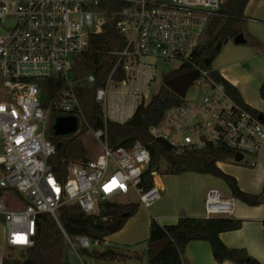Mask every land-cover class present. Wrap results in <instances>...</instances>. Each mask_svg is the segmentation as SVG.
Returning <instances> with one entry per match:
<instances>
[{
    "label": "built area",
    "instance_id": "2783aa9c",
    "mask_svg": "<svg viewBox=\"0 0 264 264\" xmlns=\"http://www.w3.org/2000/svg\"><path fill=\"white\" fill-rule=\"evenodd\" d=\"M227 1L0 0V189L25 200L23 209L14 210L0 196L8 247H32L38 216L50 214L58 221V211L65 205L76 204L84 214L100 216L103 206L118 204V198L131 192L146 208L161 198L162 189L154 182L148 189L143 187L144 173L151 164L146 146L137 142L131 149L110 148L106 129L92 130L103 142L101 154L72 164L64 182L57 180L49 163L57 152L47 135L50 115L74 116L79 126L87 125L76 87L92 86L95 77L86 74L84 82L76 84L74 75L89 50L90 37L102 34L108 19L115 21L126 46L111 52L117 62L105 85L96 90V102L107 120L126 123L147 100L149 59L177 60L199 70L192 84L200 88L199 96L169 109L151 134L167 140L176 152L208 144L224 146L235 155L242 154V161L248 156L250 167L257 166L264 150L261 118L231 98L218 72L201 70L195 61L210 20L221 15ZM123 3L122 8L116 6ZM116 69L124 74L122 81L113 79ZM54 77L66 85L50 107H44L42 88L45 80ZM236 203L221 190L210 188L205 195V217H232ZM61 230L66 245L79 258L80 252L91 255L109 247L106 238L69 236Z\"/></svg>",
    "mask_w": 264,
    "mask_h": 264
},
{
    "label": "trees",
    "instance_id": "16d2710c",
    "mask_svg": "<svg viewBox=\"0 0 264 264\" xmlns=\"http://www.w3.org/2000/svg\"><path fill=\"white\" fill-rule=\"evenodd\" d=\"M249 1L228 0L221 8V15L210 20L205 41L195 53V61L199 69L213 70L212 63L219 56L224 45L245 32L247 21L245 9ZM116 6L122 8L125 4H116ZM125 46V39L118 33L115 21L111 19H108L102 34L90 37L89 50L82 55L79 68L75 70L78 76L92 74L96 81L92 86L82 84L76 87V95L87 125L82 124L79 133L70 136L55 138L51 134L49 135L56 146L61 144L57 148L56 155L49 160L57 180L64 182L68 176L69 167L75 162H87V152L80 139L81 134L88 130L106 129L107 143L110 148L131 149L135 143L140 142L149 150L151 164L144 173L143 187L145 189L153 185L155 171L158 174L162 173L159 170V165L161 159H165L170 163L165 174L212 175L225 181L231 197L237 201L251 207L262 205L263 193L253 195L242 191L237 180L217 166L218 162L233 161L235 159L234 151L224 146L216 147L208 144L201 149L186 147L176 152L167 140L156 138L151 134V128L161 124L169 109L185 103V99L180 98L165 85L149 102L140 104L133 117L126 123L121 124L106 119L102 107L96 102V90L105 85L117 62V57L111 52L122 50ZM193 70L195 69L183 65L176 76ZM214 75L218 77V73L215 72ZM112 77L116 81H122L125 78L119 69H116ZM219 78H221L220 75ZM224 83L231 98L260 117L264 124V114L247 106L239 91L229 82L224 80ZM65 85V81L58 77L45 80L42 88L43 106L48 107ZM260 97L264 100V84L260 87ZM246 166L250 167L247 163ZM5 191L0 189V196ZM106 208L107 212H101L100 216H88L76 204L65 205L58 211V221L50 214H40L36 221L37 234L33 246L26 248L25 255L21 260L10 261L4 257L2 264H59L66 245L61 229L69 236L84 235L90 239L106 238L110 234L107 226L119 221L121 229L127 220L137 214L140 204H107ZM240 225L239 221L230 219L204 218L196 220L183 217L178 220L176 225L161 226L155 219H152L149 226V238L142 251L144 256L138 254L136 257L129 256L127 258L138 262L144 260L145 264H191L186 259L188 244L193 241H205L211 245L215 261L222 263L229 260L240 264L248 260V257L225 248L219 238L220 232L239 229ZM166 238L171 240L170 244L166 245L159 255H156L152 247L153 243ZM123 250L125 249L108 247L103 252L102 259L113 262L123 261V258H126L123 255ZM126 250L129 249L126 248ZM249 262L258 264L254 261Z\"/></svg>",
    "mask_w": 264,
    "mask_h": 264
},
{
    "label": "crops",
    "instance_id": "0c3cea01",
    "mask_svg": "<svg viewBox=\"0 0 264 264\" xmlns=\"http://www.w3.org/2000/svg\"><path fill=\"white\" fill-rule=\"evenodd\" d=\"M245 17L247 19L243 33L245 43H234V45L229 43L219 54L220 57L224 50L232 54L234 52L236 57L234 54L233 56L236 61L231 60L232 63L224 65L219 58L217 66H213V69L239 91L247 106L264 114V100L260 97V87L264 84V69L260 66V58L264 57V34L262 33L264 0H250L245 9ZM100 154L96 153L93 159ZM235 163L234 159L229 162H218L217 166L226 174L234 177L242 191L253 195L264 194V150L254 168H243ZM153 182L162 189L161 198L149 208L140 206L137 214L127 220L115 235H112L116 240L124 238L127 244L125 246L146 243L152 219H155L161 226H170L176 225L183 217L196 220L206 218L204 201L206 192L210 188L221 190L226 197L231 196L225 181L212 175L163 173V176H156ZM215 218L237 220L241 223L239 229L219 234L225 248L248 257V260L240 264H251L249 261L264 264V200L263 204L258 207L247 206L237 201L232 217ZM120 235L122 238L117 239L116 237ZM7 248L6 231L1 219L0 264L6 257ZM186 259L191 264H237L229 260L222 263L215 261L212 247L205 241L190 242L186 249Z\"/></svg>",
    "mask_w": 264,
    "mask_h": 264
},
{
    "label": "rangeland",
    "instance_id": "374dc122",
    "mask_svg": "<svg viewBox=\"0 0 264 264\" xmlns=\"http://www.w3.org/2000/svg\"><path fill=\"white\" fill-rule=\"evenodd\" d=\"M264 24V23H262ZM262 33L264 34V28L262 29ZM232 44L234 45V40H229L225 45ZM224 45V47H225ZM222 52V51H221ZM233 52V51H232ZM233 54L236 57V54L233 52ZM232 53H230L227 50H224L222 55L217 57L213 63V66H217V59L220 58V62H222L224 65L232 63L236 61ZM146 63L150 64L152 66V69L148 70L147 73L150 76V82L148 85H146V89L148 91V98L145 102H149L150 99L158 93L160 88L164 85V83L169 80L170 78H173L176 76V74L182 69L183 64L180 61L174 60V61H169V62H158L154 59H149ZM260 66L262 69H264V57L260 58ZM74 79L77 81L76 84H81L84 82V76H78L74 75ZM111 90L114 89V85H111ZM200 93V88L196 85H192L190 89L187 92V95L185 97V100L187 101H193L195 100ZM50 107V104L48 105ZM53 115V114H51ZM51 115L48 119V126H50V118ZM48 128V127H47ZM80 131V126L79 130L77 133ZM166 135H171L167 131L164 132ZM47 135L49 137V132H47ZM172 137V135H171ZM179 140L182 138V136L178 135L176 136ZM81 141L83 142L85 149L87 150V155H86V160H91L93 159V156L96 153H101L102 149V141H99L95 138L93 131L88 130L87 132L81 134L80 136ZM249 157L246 156L244 161H241L239 163H235L236 165H239L240 167L251 169L250 167L246 166V163L248 162ZM77 161L74 164H80ZM159 176H163L162 173H159ZM156 178V177H155ZM3 201L6 202V206L14 209V210H19L23 209L25 205V200L22 196L18 195L17 193L13 191H5L3 194ZM118 204L122 205H127V204H139V197L131 192L128 196L120 197L117 200ZM74 205V204H71ZM141 206V205H140ZM0 218L3 220V217L0 216ZM0 219V220H1ZM117 232L113 234H109V236L106 237V240L109 243V247H114V248H120V249H125L123 250L124 253L123 255L126 256V258H123V261H109L106 259L102 258H97V257H92L90 254L85 253V252H80V258L76 256V254L67 246L65 245L63 256L60 259L59 264H145V261L143 262H138L136 260H129L127 257H136L138 254L143 255V249L146 247V243L142 242L140 244L137 243V245H128L125 244L124 238L120 236H117V239L121 240H116L113 239L112 235H115ZM126 248H132L130 250H126ZM138 249V250H137ZM26 248H12L8 247L6 251V257L10 261H16V260H21L24 257ZM106 249L105 248H100V252L103 253Z\"/></svg>",
    "mask_w": 264,
    "mask_h": 264
},
{
    "label": "water",
    "instance_id": "95a60500",
    "mask_svg": "<svg viewBox=\"0 0 264 264\" xmlns=\"http://www.w3.org/2000/svg\"><path fill=\"white\" fill-rule=\"evenodd\" d=\"M234 43L235 44H244L245 39L244 35L240 34L236 38H234ZM200 76L199 70H193L191 72L183 73L181 75H178L176 77H173L169 80H167L164 85L174 92L176 95H178L180 98L184 99L187 95L188 90L192 86L193 82L196 81ZM52 130L54 132V135L57 137H66L70 136L73 134H76L79 130V122L78 119L74 116H62L58 117L55 120L54 125L52 126ZM61 144H57V148H59ZM243 160V155L242 154H236L235 155V162L239 163ZM170 166V163L165 160L161 159L160 165H159V170L162 173H165L168 171ZM153 176H158L157 172L153 173ZM103 212H107V208L103 206L102 208ZM121 223L115 222L109 226H107V230L110 234H113L117 232L120 229ZM171 240L166 238L161 241L153 243L152 247L156 255H159L163 248L170 244ZM92 256L97 257V258H102L103 253L100 251L94 250L91 253Z\"/></svg>",
    "mask_w": 264,
    "mask_h": 264
},
{
    "label": "flooded vegetation",
    "instance_id": "af4514ba",
    "mask_svg": "<svg viewBox=\"0 0 264 264\" xmlns=\"http://www.w3.org/2000/svg\"><path fill=\"white\" fill-rule=\"evenodd\" d=\"M62 116H67V115H64V114H55V115H53V116L50 118V123H49L50 126H48V132H49V134L52 135V137L60 138V137H57V136L54 135V132H53V130H52V126L54 125L56 118H58V117H62Z\"/></svg>",
    "mask_w": 264,
    "mask_h": 264
}]
</instances>
